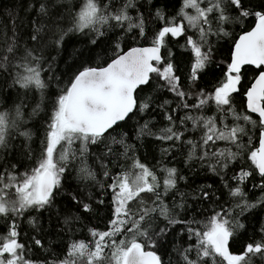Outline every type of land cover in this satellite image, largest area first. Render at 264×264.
<instances>
[{
    "label": "snow or ice",
    "instance_id": "obj_1",
    "mask_svg": "<svg viewBox=\"0 0 264 264\" xmlns=\"http://www.w3.org/2000/svg\"><path fill=\"white\" fill-rule=\"evenodd\" d=\"M0 264H264V0L0 9Z\"/></svg>",
    "mask_w": 264,
    "mask_h": 264
},
{
    "label": "trees",
    "instance_id": "obj_2",
    "mask_svg": "<svg viewBox=\"0 0 264 264\" xmlns=\"http://www.w3.org/2000/svg\"><path fill=\"white\" fill-rule=\"evenodd\" d=\"M13 3V0H0V9L4 7H10Z\"/></svg>",
    "mask_w": 264,
    "mask_h": 264
}]
</instances>
